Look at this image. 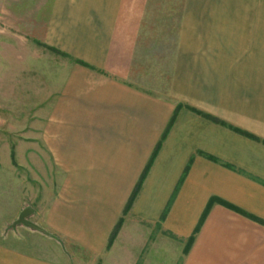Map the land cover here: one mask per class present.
<instances>
[{"label": "crops", "instance_id": "obj_1", "mask_svg": "<svg viewBox=\"0 0 264 264\" xmlns=\"http://www.w3.org/2000/svg\"><path fill=\"white\" fill-rule=\"evenodd\" d=\"M150 4L49 0L41 44L70 61L33 143L63 247L0 242V264H264V0H184L169 98L131 80Z\"/></svg>", "mask_w": 264, "mask_h": 264}, {"label": "rangeland", "instance_id": "obj_2", "mask_svg": "<svg viewBox=\"0 0 264 264\" xmlns=\"http://www.w3.org/2000/svg\"><path fill=\"white\" fill-rule=\"evenodd\" d=\"M183 3L151 0L137 47L131 80L160 97L172 96L179 38L189 33L180 29ZM48 4L49 0H0V242L38 255L63 247L54 235L49 243L51 236L39 225L62 174L52 166L43 143H33L58 94L59 72L70 61L41 44ZM30 145L36 149L29 150ZM21 203L23 209L31 206L40 212L27 218L44 232L16 223Z\"/></svg>", "mask_w": 264, "mask_h": 264}, {"label": "trees", "instance_id": "obj_3", "mask_svg": "<svg viewBox=\"0 0 264 264\" xmlns=\"http://www.w3.org/2000/svg\"><path fill=\"white\" fill-rule=\"evenodd\" d=\"M44 46L48 47L49 49H51V50H53V51H55V52H57V53L62 54V55L65 54V53H63L62 51H59L58 49H55V48H53V47H50V46H47V45H44ZM171 124H172V121H171ZM160 145H161V142H159V144L157 145V148H156V150H155V152H154V154H153V157H154V155L156 154L157 150L159 149ZM153 157L151 158V161H152ZM147 169H148V168H147ZM147 169H145V171L143 172V174H142V176H141L139 182L137 183V186H136V188L134 189V191H133V193H132V195H131V197H130V199H129V201H128V204H127V206H126L125 211H128V209H129L130 206L132 205L134 199L136 198V196H137V194H138V192H139V190H140V187H141L142 181H143V179H144V176L146 175ZM119 227H120V222L117 224V227L114 229L111 239L115 237L117 231L119 230Z\"/></svg>", "mask_w": 264, "mask_h": 264}, {"label": "water", "instance_id": "obj_4", "mask_svg": "<svg viewBox=\"0 0 264 264\" xmlns=\"http://www.w3.org/2000/svg\"><path fill=\"white\" fill-rule=\"evenodd\" d=\"M32 212H33V209L31 207H26L25 209H23L16 223H21L28 227H31L32 229L44 232V229L42 227L38 226L37 224L33 223L27 218Z\"/></svg>", "mask_w": 264, "mask_h": 264}]
</instances>
